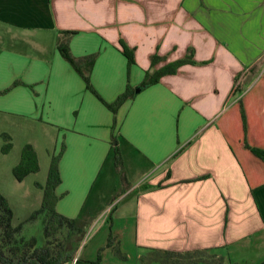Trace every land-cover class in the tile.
<instances>
[{"label":"crops","instance_id":"0c3cea01","mask_svg":"<svg viewBox=\"0 0 264 264\" xmlns=\"http://www.w3.org/2000/svg\"><path fill=\"white\" fill-rule=\"evenodd\" d=\"M60 31L74 32V57L94 55L89 76L103 101L113 103L127 85L135 97L113 113L59 52ZM190 47L195 62H210L138 89L147 72ZM124 48L133 50L132 65ZM154 54L162 58L155 66ZM263 59L264 0H0V153L20 152L0 192L14 218L41 207L51 159L61 153L56 210L85 214L94 231L109 226L115 237L112 247L81 244L75 258L94 260L103 248L101 264L132 256L153 264L141 261L149 249H214L223 264H259L264 161L246 144L264 149V78L260 71L246 87L239 82L237 95L234 83L241 71L264 69ZM113 139L122 169L110 154ZM26 145L40 169L19 181L13 168ZM42 155L47 175L24 189ZM112 181L121 187L109 196Z\"/></svg>","mask_w":264,"mask_h":264},{"label":"trees","instance_id":"16d2710c","mask_svg":"<svg viewBox=\"0 0 264 264\" xmlns=\"http://www.w3.org/2000/svg\"><path fill=\"white\" fill-rule=\"evenodd\" d=\"M61 36L58 40V50L65 60H67L73 68L81 75L85 81L87 89L95 94L113 113L124 104L128 99H132L136 95V88L127 85L125 91L117 97L113 103H106L96 93L90 81V68L94 62V55L84 58H76L72 55L69 42L70 37L74 34L73 31H60ZM124 53L129 60V64L135 62L133 50L124 48ZM152 65L155 66L162 58L154 54L151 58ZM185 64H196L193 60V51L184 58L169 62L153 73L147 72L139 90L156 84L163 76L175 74L177 70ZM19 82L17 81L15 85ZM237 87L235 88L236 91ZM244 123L246 118L243 114ZM245 125V124H244ZM6 139L9 137L5 136ZM116 140L112 141L111 157L117 169L123 168V160L120 149L116 146ZM252 152L264 161V149L253 148L248 146ZM11 148V143L7 142L4 145V152H8ZM61 153L54 155L51 159V164L48 171V177L44 186V195L42 205L39 209L33 211L24 220L13 223L14 212L9 204L8 199L0 192V264H71L76 253L80 248V239L86 232L87 226L91 220L85 218V214L76 218H70L60 214L56 210V204L59 196L56 194V188L61 182L59 171V161ZM39 161L37 155L30 145H26L21 154L20 162L13 168L15 177L22 181L30 173L39 171ZM39 216H42L45 222L44 235L46 242L38 245L36 237L25 238L22 236V231L25 224L34 221ZM62 231H65L64 237L58 239ZM55 238V240H53ZM115 237L110 231L108 236L107 247H112ZM104 249H100L97 257L94 260L76 259L75 264H101V253ZM116 255L121 258L126 256L121 253L118 246L113 248ZM214 249H200L194 251H168L149 249V253L141 257L143 263H149L150 260L159 262L160 264H223L225 257L216 252H211ZM238 264V263H232ZM259 264H264V260Z\"/></svg>","mask_w":264,"mask_h":264},{"label":"rangeland","instance_id":"374dc122","mask_svg":"<svg viewBox=\"0 0 264 264\" xmlns=\"http://www.w3.org/2000/svg\"><path fill=\"white\" fill-rule=\"evenodd\" d=\"M6 44L13 45L16 48L17 47L18 48H25V46H23L20 43H18V44H15L13 42L7 43V41H6ZM189 50L193 51V59H194V50H193V48L190 47L188 49V53H189ZM209 62L210 61L207 60V61L196 62V64H207ZM263 62H264V59H263ZM259 66H260V63L257 65V67H255L253 69H252V67H250L249 69H247L245 71H241V72L237 73L236 76H235L234 87H236L239 84V82L242 83L241 86L246 87L255 77L259 76L260 71L262 72V74L260 73L261 75L258 77V80L261 77L264 78V69L259 70ZM234 92H236L235 88H234ZM235 94L237 95L238 91ZM18 153H20V152L14 150V152H12L8 157H6V156H4V155H2L0 153V177L3 174H5V172L7 170L9 171V166L11 165V163L13 162L14 158L17 156ZM47 160H48V158H46V156L42 155V157H41V164H42L41 172L38 175H36V176L34 175V176H31L30 178H28V180H26V182L21 187L26 189L27 186L29 184H31L33 182V180H35V179L36 180H40V181L44 180L45 176L47 175V171H48ZM109 166H110V162H108L107 166L105 167V173H107V172H109L111 170V168ZM120 174L121 175L119 176V178H120V181H121L123 171ZM123 178H124V175H123ZM102 179L103 180L105 179L104 178V174H103V178ZM114 184H115L114 181H112V184L110 183L109 194H108L109 196H112L115 193V191H118L120 189V187H121V186L118 185V182L113 187ZM111 189H115V191H111ZM115 196H117V195H115ZM121 199H118L116 201V203H118ZM106 204H109V200L103 201L101 203V206L105 207ZM22 216L23 217H15L14 220H13V223L17 224L18 222L24 220L27 217V215H22ZM44 226H45L44 219H43L42 216H39L34 221L25 224V226L23 228V231H22V236H24L25 238L36 237L37 240H38V245L42 246L46 242V237L44 235ZM94 228H95V226H91V225H89L86 228V232L83 235V237L80 239V241H79L80 244L79 245L83 244V246H84L85 244L88 243L90 246L94 245V247L95 246H100V244L101 245L104 244L103 246H105V244L108 242V236H109V233H110L111 229L109 228V226H104L102 230L94 231ZM65 233H66L65 231H62L59 235H57V238L58 239H62L64 237ZM53 240H55V238H53ZM114 241H113V244H114ZM250 251H251V249H250ZM86 252L84 253L85 255H86ZM111 255H113V253H111V251H110V253H108V252L106 253V257H110ZM259 256L260 257L264 256V253H262V255H259ZM136 258L137 257H135V256L130 257V260H128V262L125 263V264H138ZM153 264H160V263L159 262H155ZM225 264H230V263L227 261V263H225Z\"/></svg>","mask_w":264,"mask_h":264},{"label":"built area","instance_id":"2783aa9c","mask_svg":"<svg viewBox=\"0 0 264 264\" xmlns=\"http://www.w3.org/2000/svg\"><path fill=\"white\" fill-rule=\"evenodd\" d=\"M76 259H77V258L74 259V261L72 262V264H75V263H76Z\"/></svg>","mask_w":264,"mask_h":264},{"label":"water","instance_id":"95a60500","mask_svg":"<svg viewBox=\"0 0 264 264\" xmlns=\"http://www.w3.org/2000/svg\"><path fill=\"white\" fill-rule=\"evenodd\" d=\"M139 91V90H138Z\"/></svg>","mask_w":264,"mask_h":264}]
</instances>
